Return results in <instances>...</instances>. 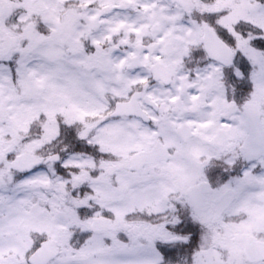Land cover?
Here are the masks:
<instances>
[{"label":"snow or ice","instance_id":"1","mask_svg":"<svg viewBox=\"0 0 264 264\" xmlns=\"http://www.w3.org/2000/svg\"><path fill=\"white\" fill-rule=\"evenodd\" d=\"M0 264H264V0H0Z\"/></svg>","mask_w":264,"mask_h":264}]
</instances>
